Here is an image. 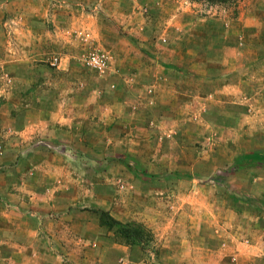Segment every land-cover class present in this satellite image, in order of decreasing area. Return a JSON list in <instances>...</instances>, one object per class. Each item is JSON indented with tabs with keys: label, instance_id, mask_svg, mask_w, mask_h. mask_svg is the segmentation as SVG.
<instances>
[{
	"label": "rangeland",
	"instance_id": "1",
	"mask_svg": "<svg viewBox=\"0 0 264 264\" xmlns=\"http://www.w3.org/2000/svg\"><path fill=\"white\" fill-rule=\"evenodd\" d=\"M45 155L42 264H264V0H0V171Z\"/></svg>",
	"mask_w": 264,
	"mask_h": 264
},
{
	"label": "crops",
	"instance_id": "2",
	"mask_svg": "<svg viewBox=\"0 0 264 264\" xmlns=\"http://www.w3.org/2000/svg\"><path fill=\"white\" fill-rule=\"evenodd\" d=\"M50 162L45 155L32 164L29 172L19 167L16 171H0V264H26L32 256L33 261L42 264L45 256L36 246L40 241L37 223L26 218L12 219L7 213L24 212L25 206H33L31 201L38 210L61 208L57 206L64 192L57 183L60 174L52 170Z\"/></svg>",
	"mask_w": 264,
	"mask_h": 264
},
{
	"label": "trees",
	"instance_id": "3",
	"mask_svg": "<svg viewBox=\"0 0 264 264\" xmlns=\"http://www.w3.org/2000/svg\"><path fill=\"white\" fill-rule=\"evenodd\" d=\"M198 3H207L211 5L220 6H233L242 0H191ZM122 163L132 172L135 176H142L146 180H151L156 176L150 174L147 170L142 169L137 162L131 165L129 162L122 161ZM99 222L102 227L112 231L115 237L126 246L145 248L153 243L154 236L150 230L144 225L138 223H123L114 218L108 211L101 210L99 212Z\"/></svg>",
	"mask_w": 264,
	"mask_h": 264
},
{
	"label": "built area",
	"instance_id": "4",
	"mask_svg": "<svg viewBox=\"0 0 264 264\" xmlns=\"http://www.w3.org/2000/svg\"><path fill=\"white\" fill-rule=\"evenodd\" d=\"M60 63H61V61H59L58 59H55L54 64L60 65ZM91 64L93 66H96V67L99 66L100 67L102 65V59H101V57L98 56V55H95L94 57H92Z\"/></svg>",
	"mask_w": 264,
	"mask_h": 264
}]
</instances>
